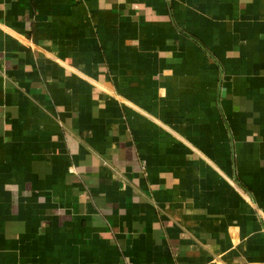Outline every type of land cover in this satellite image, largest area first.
I'll use <instances>...</instances> for the list:
<instances>
[{"label":"crops","instance_id":"crops-1","mask_svg":"<svg viewBox=\"0 0 264 264\" xmlns=\"http://www.w3.org/2000/svg\"><path fill=\"white\" fill-rule=\"evenodd\" d=\"M0 264H264V0H0Z\"/></svg>","mask_w":264,"mask_h":264}]
</instances>
